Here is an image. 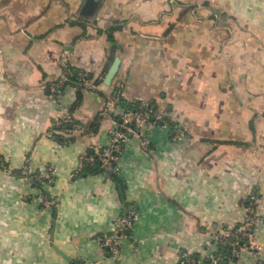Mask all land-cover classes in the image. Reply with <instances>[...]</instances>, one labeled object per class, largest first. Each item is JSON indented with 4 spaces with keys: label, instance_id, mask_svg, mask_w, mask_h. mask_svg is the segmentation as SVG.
<instances>
[{
    "label": "crops",
    "instance_id": "1",
    "mask_svg": "<svg viewBox=\"0 0 264 264\" xmlns=\"http://www.w3.org/2000/svg\"><path fill=\"white\" fill-rule=\"evenodd\" d=\"M61 61L77 72L61 98L82 123L71 136L49 99ZM79 72L98 77L99 101ZM107 94L155 102L172 129L153 128L148 151L131 139L119 181L93 161L109 142L111 120L97 119ZM24 166L54 176L41 189ZM255 187L262 223L250 240L264 244V0H0V264H208L211 234L241 224ZM131 206L130 238L106 254L97 238Z\"/></svg>",
    "mask_w": 264,
    "mask_h": 264
},
{
    "label": "built area",
    "instance_id": "2",
    "mask_svg": "<svg viewBox=\"0 0 264 264\" xmlns=\"http://www.w3.org/2000/svg\"><path fill=\"white\" fill-rule=\"evenodd\" d=\"M59 65L62 71L58 79L50 86L49 99L58 105L60 111L55 120V126L71 136L74 131L81 130L82 123L76 120L61 102L64 88L71 83L72 72L65 62L61 61ZM97 78L92 80L88 78L85 72H79L77 83L82 90L97 92L99 86V83L95 82L96 80L99 81ZM102 118H108L112 122L109 130V142L96 151V157L93 161L105 176H118L119 165L124 159L125 146L131 139L135 140L141 149L148 151L151 147L153 128L172 131L168 122L163 120V115L155 102L140 101L130 104L129 107H124L122 94H107L106 102L97 116L98 120ZM174 133L176 139L180 140L185 137L181 128H175ZM88 161H90L89 157L85 154L81 155L76 171H82ZM19 174L28 183H45L53 178L54 168L48 166L41 172H31L27 166H24ZM259 193L257 187L252 188L243 200L245 214L241 224L211 234V243L215 250L208 255V260H210L208 264H234V262L242 264L245 260L244 254L247 252L256 258L251 264H264V257H262L264 244L250 240L262 223V216L259 212ZM40 199L41 206L44 208L53 205V201L46 192L41 193ZM138 217L137 206L122 210L114 220L112 236L97 238L106 254L113 256L119 253L121 242L130 238V233L135 227ZM222 248H229V252H223ZM205 261L204 258L194 259L187 255L180 257V264H207Z\"/></svg>",
    "mask_w": 264,
    "mask_h": 264
},
{
    "label": "water",
    "instance_id": "3",
    "mask_svg": "<svg viewBox=\"0 0 264 264\" xmlns=\"http://www.w3.org/2000/svg\"><path fill=\"white\" fill-rule=\"evenodd\" d=\"M118 62L119 59H116L114 61V63L112 64L111 68L109 69L108 73L106 74L105 78H104V83L109 85L110 82L112 81L116 71H117V67H118ZM84 95L87 97V100L89 101H99L100 97L98 96V94H96L95 92H91V91H85ZM55 251L61 255L67 262L71 263V258L68 257L66 254H64L61 250H59L58 248H54Z\"/></svg>",
    "mask_w": 264,
    "mask_h": 264
},
{
    "label": "trees",
    "instance_id": "4",
    "mask_svg": "<svg viewBox=\"0 0 264 264\" xmlns=\"http://www.w3.org/2000/svg\"><path fill=\"white\" fill-rule=\"evenodd\" d=\"M73 73V72H72ZM77 76V72L76 73H73L72 74V77H71V83L73 82V81H75V77ZM77 79H78V77H77ZM95 82H97V83H99V81L98 80H96ZM81 97H82V92H81V90H78V92H77V100H80L81 99ZM130 105H128V107H129ZM85 168V167H84ZM97 171L98 172H101L100 171V169L97 167ZM114 179H116L117 181H119V178H117V176H112ZM33 186H37L38 188H43L42 187V185L41 184H39V183H37V182H32L31 183ZM222 251L223 252H226V253H228L229 252V248H222Z\"/></svg>",
    "mask_w": 264,
    "mask_h": 264
}]
</instances>
